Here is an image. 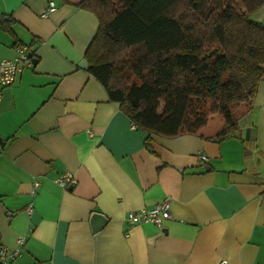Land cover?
Segmentation results:
<instances>
[{
  "label": "crops",
  "instance_id": "0c3cea01",
  "mask_svg": "<svg viewBox=\"0 0 264 264\" xmlns=\"http://www.w3.org/2000/svg\"><path fill=\"white\" fill-rule=\"evenodd\" d=\"M80 1L0 0V59L31 55L0 96V249H20L5 264H264V74L227 135L146 140L79 65L98 27ZM166 198L161 228L129 223Z\"/></svg>",
  "mask_w": 264,
  "mask_h": 264
},
{
  "label": "trees",
  "instance_id": "16d2710c",
  "mask_svg": "<svg viewBox=\"0 0 264 264\" xmlns=\"http://www.w3.org/2000/svg\"><path fill=\"white\" fill-rule=\"evenodd\" d=\"M262 5L81 0L98 22L84 52L87 70L146 140L221 138L251 108L264 74V24L253 17Z\"/></svg>",
  "mask_w": 264,
  "mask_h": 264
},
{
  "label": "built area",
  "instance_id": "2783aa9c",
  "mask_svg": "<svg viewBox=\"0 0 264 264\" xmlns=\"http://www.w3.org/2000/svg\"><path fill=\"white\" fill-rule=\"evenodd\" d=\"M55 3L49 1L46 8L41 12V16H46L49 12L55 9ZM31 65V55L28 46L24 44H17L15 46V55L12 58L0 59V96L1 89L5 86L12 84L16 78V75L24 67ZM202 160H205L204 155H200ZM55 182L61 187L72 186L76 181L73 174L69 171H63L56 178ZM36 187L32 186L30 189V195L35 194ZM32 203H29L26 212H31ZM171 217L169 199H163L162 201L154 204L149 208H141L136 211H130L128 214V221L131 224L152 223L158 228L162 227V223L165 219ZM22 237L17 239L18 245L22 242ZM20 252L19 246L13 250L7 248L0 249V261L5 263L6 259L16 257ZM223 264V263H222Z\"/></svg>",
  "mask_w": 264,
  "mask_h": 264
},
{
  "label": "water",
  "instance_id": "95a60500",
  "mask_svg": "<svg viewBox=\"0 0 264 264\" xmlns=\"http://www.w3.org/2000/svg\"><path fill=\"white\" fill-rule=\"evenodd\" d=\"M79 65L83 68L88 67V63L85 58L79 62ZM90 220L92 222L93 230H98L105 223L106 218L102 214L95 212L91 215Z\"/></svg>",
  "mask_w": 264,
  "mask_h": 264
},
{
  "label": "rangeland",
  "instance_id": "374dc122",
  "mask_svg": "<svg viewBox=\"0 0 264 264\" xmlns=\"http://www.w3.org/2000/svg\"><path fill=\"white\" fill-rule=\"evenodd\" d=\"M254 17V16H253Z\"/></svg>",
  "mask_w": 264,
  "mask_h": 264
}]
</instances>
